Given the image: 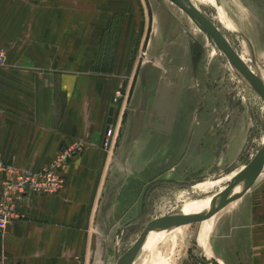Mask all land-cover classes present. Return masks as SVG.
<instances>
[{"label":"rangeland","instance_id":"rangeland-1","mask_svg":"<svg viewBox=\"0 0 264 264\" xmlns=\"http://www.w3.org/2000/svg\"><path fill=\"white\" fill-rule=\"evenodd\" d=\"M188 1L254 74L243 41L245 1H223L228 22L234 17L230 29L218 0ZM47 6L76 11L83 38L90 35L84 16L93 12L92 71L101 74L96 79L110 93L112 108L105 150L122 161L120 172L110 171L106 183H115L127 203L122 232L113 243L119 257L147 222L228 187L264 142V105L199 26L169 0H49L41 3V11ZM80 46L79 59L89 55ZM117 91L121 95L115 98ZM215 216L212 211L186 219L153 236L132 264H220L209 244Z\"/></svg>","mask_w":264,"mask_h":264},{"label":"crops","instance_id":"crops-1","mask_svg":"<svg viewBox=\"0 0 264 264\" xmlns=\"http://www.w3.org/2000/svg\"><path fill=\"white\" fill-rule=\"evenodd\" d=\"M48 1L0 0V47L7 49L0 67V161L36 171L65 145L77 142L82 151L69 162L62 190L30 195L22 218L0 233V260L110 264L114 259L115 264L113 243L122 232L127 203L115 183H106L110 171L120 172L122 161L102 147L110 93L96 79L101 74L91 70L93 12L84 16L90 35L83 38L76 11L55 6L41 11V3ZM218 1L230 29L234 17L229 16V23L224 0ZM242 1L247 4L243 41L250 69L264 81V0ZM124 25L122 21L120 34ZM79 45L89 50L87 57L79 59ZM237 200L228 212L220 210L233 201L214 211L212 254L220 264H264V163ZM206 238L201 241L205 245Z\"/></svg>","mask_w":264,"mask_h":264},{"label":"water","instance_id":"water-1","mask_svg":"<svg viewBox=\"0 0 264 264\" xmlns=\"http://www.w3.org/2000/svg\"><path fill=\"white\" fill-rule=\"evenodd\" d=\"M169 1L180 8L191 20H193L199 26V28L205 33L210 41L220 50L227 64L233 70V72L250 90H252L259 97L264 105V87L261 85L257 77L254 76L250 71H248L243 66V64H241L233 51L229 48L228 44L216 31L215 27L208 21V19L193 10L187 0ZM140 83L141 95L144 96V69H142L140 74ZM111 114L112 108H109L106 119V124L108 125L111 121ZM107 128L105 130V133L107 131ZM263 163L264 142L260 145L254 155L248 161V163L244 165V168L237 174L236 178L228 185L221 196H219V198L216 200L209 201L206 210L188 215L180 212H171L165 216H161L147 222L144 228L140 231L137 238L133 241L132 245L128 249H126L119 257H116L115 264H132L137 251L150 233L165 230L173 227L175 224L183 220L192 219L196 216L210 213L238 197L251 186V184L259 174ZM238 185H240V189L237 192H233L234 188Z\"/></svg>","mask_w":264,"mask_h":264},{"label":"built area","instance_id":"built-area-1","mask_svg":"<svg viewBox=\"0 0 264 264\" xmlns=\"http://www.w3.org/2000/svg\"><path fill=\"white\" fill-rule=\"evenodd\" d=\"M6 47H0V67L4 66ZM120 92L115 93V98ZM109 126L103 136L102 147L110 136ZM82 151V145L73 142L59 148L49 163L36 171H28L0 161V233L16 219L23 216L25 200L30 195H54L64 186V173L69 162ZM0 264L7 263L0 260Z\"/></svg>","mask_w":264,"mask_h":264},{"label":"bare ground","instance_id":"bare-ground-1","mask_svg":"<svg viewBox=\"0 0 264 264\" xmlns=\"http://www.w3.org/2000/svg\"><path fill=\"white\" fill-rule=\"evenodd\" d=\"M171 2V1H170ZM187 2L189 3V1L187 0ZM190 5V3H189ZM193 10H195L192 6H190ZM196 11V10H195ZM197 12V11H196ZM199 13V12H198ZM200 15H202L201 13H199ZM203 17H205L204 15H202ZM206 18V17H205ZM213 26L214 24L208 20ZM215 27V26H214ZM216 31L222 36V34L220 33V31L215 27ZM222 38L224 39V37L222 36ZM225 40V39H224ZM226 42V40H225ZM227 43V42H226ZM228 44V43H227ZM229 46V44H228ZM229 48L231 49V47L229 46ZM232 50V49H231ZM233 51V50H232ZM234 53V52H233ZM235 54V53H234ZM236 56V54H235ZM237 57V56H236ZM238 59V57H237ZM239 60V59H238ZM240 61V60H239ZM242 64V63H241ZM248 70V69H247ZM250 71V70H249ZM226 189V188H225ZM225 189L220 192L219 194H217V196L213 197V198H210L209 200H204V201H199V202H195L193 204H188L187 206L185 207H180L178 208L177 210L174 211L177 212V213H183L185 215H188V214H194V213H198L200 211H204L207 209V206H208V203L209 201H212V200H216L219 198V196H221V194L225 191ZM240 189V185H238L237 187L234 188L233 192H237L238 190ZM241 195V194H240ZM239 195V196H240ZM237 198V197H236ZM229 203V202H228ZM215 211V210H214ZM184 221V220H183ZM182 222V221H181ZM180 222H178L177 224H179ZM177 224H175L174 226H176ZM173 226V227H174ZM173 227L171 228H168V229H165V230H161V231H158V232H152L150 233L147 238L145 239V241L143 242V244L141 245V247L139 248V250L137 251L136 255H135V258L138 259V257L140 256V254L144 251V248L147 244V242L153 237V236H156L158 234H162V233H166L168 232L169 230H171ZM134 258V260H135Z\"/></svg>","mask_w":264,"mask_h":264},{"label":"trees","instance_id":"trees-1","mask_svg":"<svg viewBox=\"0 0 264 264\" xmlns=\"http://www.w3.org/2000/svg\"><path fill=\"white\" fill-rule=\"evenodd\" d=\"M96 70V68H94ZM91 70H93V67H92V63H91ZM98 71H108V70H104V69H97Z\"/></svg>","mask_w":264,"mask_h":264}]
</instances>
